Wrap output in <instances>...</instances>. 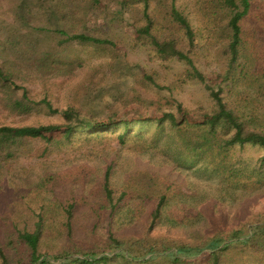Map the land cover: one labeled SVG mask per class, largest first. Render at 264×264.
Masks as SVG:
<instances>
[{"label":"trees","instance_id":"1","mask_svg":"<svg viewBox=\"0 0 264 264\" xmlns=\"http://www.w3.org/2000/svg\"><path fill=\"white\" fill-rule=\"evenodd\" d=\"M105 1L106 8L100 11ZM135 1L112 0L113 10L110 0H0V110L10 116L28 117L37 110L39 103L30 98L26 87L34 76L46 80L74 73L78 57L69 50L91 48L116 60L121 57L119 47L131 48L108 31H90L92 9L108 30L117 22L123 28L125 15L132 18L137 33L132 45L147 48L149 60L157 61V69L143 70L135 77L142 92L130 101L137 113L133 119L120 118L127 102L122 93L121 98L100 95L106 122L96 121L93 105L87 106V114L80 111L81 99L99 87L102 73L96 68L91 71L96 83L89 79L76 85L65 96L64 109H52L46 97L40 101L50 113L62 117V125H0V264H264V209L227 229L221 215L210 213L214 207L206 203L209 196L184 189L164 175L134 169L123 171L115 183V161L103 160V167L84 163L69 172L60 165V170L42 173L34 185L18 184L22 173L13 182L6 177L20 158L47 164L50 156L75 143L90 150L107 132L117 134L119 146L131 141L136 148L150 131L147 138L163 146L179 170L224 186L225 203L237 206L263 188L261 174L236 153L246 147L259 150L258 162L264 165V14L260 7L254 0H195L202 19L196 33L175 0H143L139 7ZM52 6L62 13L50 11ZM198 36L205 37L203 43H197ZM209 52L221 64L213 73L216 88L210 83L213 80H207L210 74L197 64ZM172 61L181 63L182 70L171 73ZM193 82L208 93L209 111L188 112L174 99L173 91ZM224 89L234 100L227 103ZM149 109L153 112L149 118L138 114ZM56 132L58 139L48 138ZM194 203H206L205 208ZM174 205L181 212L177 224L197 218L208 222L204 237L189 240L151 234L162 217L172 219ZM140 211L147 217L142 219L145 230L140 235L111 229L103 237L98 233L105 220L120 214L130 218ZM249 226L254 227L247 232Z\"/></svg>","mask_w":264,"mask_h":264},{"label":"rangeland","instance_id":"2","mask_svg":"<svg viewBox=\"0 0 264 264\" xmlns=\"http://www.w3.org/2000/svg\"><path fill=\"white\" fill-rule=\"evenodd\" d=\"M111 1L112 0H110L109 8L114 10L116 8L114 3H116L117 0H113L114 3ZM141 1L143 0H136L135 3L137 4H134L135 7H139V5L141 6ZM254 1L257 3V6L260 7V10L258 11L264 14V0ZM175 4L188 18L194 31L198 33V29L202 24V19L195 8V0H175ZM100 6V11H103L102 7L106 6V1L105 3H101ZM149 7L150 9L154 7L153 1H150ZM59 10L60 7H53L50 11H58L59 13H62L61 10ZM65 11L68 12V14H72L70 7H66ZM49 12L47 15H49ZM57 15L59 17V14ZM101 18L99 12L92 9L88 18V29L90 31L99 29V31H103L102 34H105L106 31H108L110 37H113L114 39L123 38L131 45V48L126 49L119 47L121 57L116 60H111L106 53L97 52L91 48L78 47L69 50L68 53L72 54L73 57H78V66L74 70V73L69 76H58L46 80L40 79L37 75L34 76L32 82L26 85V87L30 98L35 104L39 103L35 108L37 110L33 111L28 117H13L0 110V125H62L64 122L62 117L59 114L50 113L40 101L46 97L51 103L52 109H64V98L76 85L80 86L83 81L85 82V80L87 81L89 79L92 80L90 82L93 84L96 83V77L92 74L94 72H91L96 68H100L102 73L98 80L99 87L90 94V97L81 99L80 111L87 114V106L93 105L92 113L96 114V121L106 122L104 113L101 110L104 102L102 104L100 103V95H102V97L113 95V97L120 96L121 98L122 93L127 102L125 103L126 107L121 112L122 117L120 118L128 117L129 119H133L132 117L136 116L134 114L137 113L130 108V101L135 98L134 95L142 92V87L136 85L135 77L141 75L143 70L147 71L150 70V68L157 69V61L155 59L152 62L149 60L151 54L149 55L147 48L141 47L139 44L132 45V42H136L137 39V33L132 29V18L125 15L123 28H120L117 22L115 25H111L109 30L102 24ZM49 22L52 23L50 20ZM86 33H88V31ZM204 39L205 37L200 39V36H198L197 43H203ZM117 45L121 44L117 43ZM123 57L126 59H123ZM204 57L206 58L201 57L197 59V64L200 66L199 70L204 72L207 76L210 74L207 80H213L210 81V83L216 88L218 82L213 79V73H216V71L221 69L219 58L215 53L210 52ZM125 60L129 64L125 63ZM183 67L184 66H181V63L178 64L172 61L171 73L180 71ZM124 87H126V89ZM99 89H102L103 91ZM20 92L21 91L19 90L18 93ZM222 96L227 103L235 98L234 95H229L226 89L223 90ZM173 97L176 101L180 102L183 105V108L188 112L196 110L205 112L210 110V98L208 93L203 89L202 85L197 82L186 84L177 91H173ZM138 114L145 118H149L153 115V112L149 109L143 110V112H139ZM149 132L145 133L144 136H141V140L138 143L139 146L136 148L130 143L131 141H128L123 147L119 146L116 139L117 134L107 132L106 135L108 136L103 133L104 136L102 137L104 138H101V140L97 139V146L90 147V150L79 149L78 143H75L72 147L67 146L63 148L60 153L50 156L48 160V162H50L47 164L37 161L40 159H34L33 157L20 158L9 167L11 169V175L6 177L9 178V182H13V180L19 178V174L21 176L22 173L24 174L23 179L21 178L18 180L20 181L18 184L34 185L42 173L47 171L60 170L62 167L64 172H69L71 169L78 170L77 166L84 163L103 167L104 164L100 163L101 161L114 160L116 164L114 172L112 173V179L115 183L119 182V179L122 178L121 175L123 171L127 172L134 169H144L152 173L164 175L170 181L180 185V187L184 189L190 190L198 195L209 196L210 199L206 203L210 204V209L214 207V211H210V213L213 215H221L226 222L227 229L235 226L240 221H246L253 212L262 211L264 209V186L253 195L243 198L241 200L242 202L237 204V206L228 202L225 203L226 198H228V193H226L227 190L224 186H220L217 180H205L197 174L187 172L186 170H179L176 165L170 162L174 161L173 158H171L170 153L165 152L163 146H156L150 138H147ZM59 137V132L50 136L48 135L49 139H58ZM88 153L90 155L83 159L82 157ZM236 153L249 160L248 163L250 167L261 174L259 177H261L264 182V165L261 166L258 162L261 157V152L254 148L246 147L242 153ZM72 159H75L76 161H70ZM85 160L87 162H85ZM68 162L74 164L72 166L70 164L66 166ZM98 174L101 175L100 172ZM205 204L194 203L195 206L200 207L199 209L205 208ZM170 210L173 213L172 219L170 216L162 217L151 232L153 236L180 237L190 240L193 237H204L210 228V225L206 220H200L198 218L190 223L179 225L174 221L181 219L180 210H178L175 205L171 206ZM144 217H146L145 211H140V214L135 212L130 218L120 214L116 218H113V220H105L100 228H98V233L103 237L106 236L111 229L117 234L140 235L141 232L145 230L142 226V219ZM79 224H81V220H79ZM252 227L254 226H249L247 232H249V230L251 231ZM107 255L110 256L111 254Z\"/></svg>","mask_w":264,"mask_h":264}]
</instances>
